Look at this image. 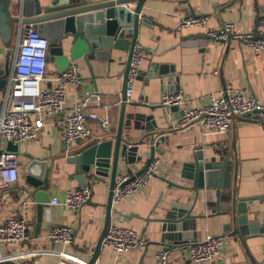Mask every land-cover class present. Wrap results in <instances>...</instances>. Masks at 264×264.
<instances>
[{"label":"crops","instance_id":"0c3cea01","mask_svg":"<svg viewBox=\"0 0 264 264\" xmlns=\"http://www.w3.org/2000/svg\"><path fill=\"white\" fill-rule=\"evenodd\" d=\"M96 2L101 0H87ZM18 0L10 1V12H18ZM134 2L125 7L132 9ZM264 0H145L139 13L136 43L144 50L141 72L126 95L123 110L122 143H139L136 155L142 160L126 163L119 157L116 175L134 174L149 156V147L158 141L154 158L158 170L147 185L133 197L112 202L108 208L111 162L108 177L94 180L86 176L84 185H90V200L77 210L62 205H51L50 200H61L65 190L81 187L74 177V167L66 156L86 147L94 140H115L121 115V98L124 87L128 51L113 49L103 59L89 61L83 55L86 45L69 37L62 43L63 53L53 62H47L46 75L51 78L56 71L74 65L81 74L77 87L66 89V111L81 101L84 95L97 93L83 108L91 136L67 145L58 122L45 119L39 135L30 141L17 144L19 178L11 189H0V222L7 217H23L28 222L30 239L22 243H7L0 252V264H57L65 258L76 264H156L155 255L161 249L168 251V264H264V116L253 113L236 118L230 129L216 133L198 124L177 129L181 106L170 110L160 104L162 92L181 91L188 106H200L210 93L238 89L248 97L264 103V51L251 50L244 40L230 38L226 42L200 37L231 23L238 33H254L259 29V19L264 16ZM205 15V29L190 26L177 29L181 16ZM130 38V36H128ZM18 25H14L8 41L0 35V69L8 77L16 43ZM47 80L43 86L52 87ZM6 84L0 86V101ZM152 117L155 126L146 129ZM106 120L105 128L102 121ZM66 144V152L62 149ZM204 158L228 156L232 163L230 189L200 188L192 190V179L182 175L189 171L194 156ZM31 159H46L51 167L49 177L51 194L44 204L39 228H36V202L30 197V186L21 176V165ZM191 167V166H190ZM115 175V176H116ZM240 197H252L246 205V231L240 225L233 202ZM230 198L232 203H230ZM187 205L190 214L189 228L194 234L185 243L173 247L160 242L161 218L171 203ZM108 209L109 213H108ZM199 215H202L200 217ZM115 223L133 228L143 237V249H130L117 253L98 247L105 225ZM69 225L73 241L69 245L53 242L48 237L52 226ZM207 235L222 238L219 253L212 261L193 263L187 253L189 243L200 241ZM167 247V248H165Z\"/></svg>","mask_w":264,"mask_h":264},{"label":"built area","instance_id":"2783aa9c","mask_svg":"<svg viewBox=\"0 0 264 264\" xmlns=\"http://www.w3.org/2000/svg\"><path fill=\"white\" fill-rule=\"evenodd\" d=\"M207 17L205 15L188 14L178 19L177 29L197 26L205 29ZM19 38L16 43L14 57L10 71L6 78V89L0 101V189H11L19 178V162L16 152L6 149L7 143L18 144L34 140L42 131L45 119H55L62 128V136L67 145L91 136L86 117L95 118L92 113H85L83 108L94 98L98 103L100 95L90 93L84 95L81 101L66 111V89L77 87L81 83V74L77 67L69 65L58 70L51 78L46 75L49 43L40 37L34 23L18 25ZM214 40L226 42L228 39L244 40L253 51H264V16L259 19V29L254 33H238L231 23L206 32ZM144 57L142 46L135 43L129 62L126 77L125 95H130L133 85L141 72ZM34 62V63H33ZM47 80L53 81L52 87L43 86ZM126 101V99H125ZM181 91H164L160 104L181 106L180 116L175 124L177 129L198 124L207 130L224 133L230 129L236 118L253 113L264 116V103L254 97H246L242 91L234 89L222 93H210L206 101L200 106H188ZM107 121H102L103 128ZM158 170V160H153L140 174L119 173L115 176L111 188V201L117 202L133 197L143 189ZM90 185L73 187L65 190L61 200L53 198L51 205H62L65 208L77 210L89 199ZM48 237L55 243L69 245L73 241V231L69 225L52 226L48 230ZM30 239L28 222L23 217H7L0 222V252L7 243H22ZM143 237L133 228L111 223L107 226L100 246L112 249L117 253H124L130 249H143ZM222 238L207 235L200 241L188 244L187 253L191 262L202 263L212 261L219 253ZM156 264H168L167 249L159 250ZM57 264H76L65 258H60Z\"/></svg>","mask_w":264,"mask_h":264},{"label":"water","instance_id":"95a60500","mask_svg":"<svg viewBox=\"0 0 264 264\" xmlns=\"http://www.w3.org/2000/svg\"><path fill=\"white\" fill-rule=\"evenodd\" d=\"M10 1L0 0L1 37L8 41L14 25L34 23L38 35L49 43L47 62H53L57 56L62 55V43L69 37L72 42L80 39L86 45L83 58L90 71V60L103 59L113 49L128 51L121 98V115L115 140H94L86 147L66 156V161L74 167L73 177L82 185L85 184L86 176L90 174L96 181H100L102 176L108 177L107 167L111 162L110 191L108 194V208H110L111 188L119 157H122L126 163L142 160V155H136L138 149L141 148L140 144L122 143L121 132L126 99L127 71L132 49L137 41L139 13L145 0H101L91 3L87 0H18V12L15 15L10 12ZM132 1L134 2L132 9L125 7L126 3ZM261 10L264 11V7ZM200 37L212 38L204 33L200 34ZM3 74L4 71L0 69V86L6 84ZM168 109L178 111V107L175 105L170 106ZM148 119L151 122L147 124L146 129H152L155 122L152 117ZM162 140L163 138L159 137L155 145L149 147V156L144 159V165L134 175L140 174L147 168L153 160L155 152L159 151L157 149L158 141ZM6 149L17 152V145L8 142ZM61 152H66V144ZM190 166H188L189 171H183L182 175L192 179V190L195 194L198 193L200 188H213L217 190L216 194L219 197L220 189H230L232 163L228 156H219L216 159L215 156L204 158L202 154H197ZM50 173L51 167L47 165L46 159H31L28 163L21 165V176L30 186L28 193L36 202V228H39L43 206L49 201L51 194ZM232 199L230 198V203H232ZM233 203L237 214L234 220L243 225L238 229L242 233L246 231V226H244L247 220L246 205H251L252 197H240L238 201ZM189 209L187 205H180L175 202L169 205L164 215L159 218L161 243L165 244L167 242L173 247H178L190 239L194 233L189 231L193 229L189 228L188 220L195 218V216L190 214ZM199 216L202 217V215ZM106 228L107 225H105L99 238L98 247Z\"/></svg>","mask_w":264,"mask_h":264},{"label":"bare ground","instance_id":"6f19581e","mask_svg":"<svg viewBox=\"0 0 264 264\" xmlns=\"http://www.w3.org/2000/svg\"><path fill=\"white\" fill-rule=\"evenodd\" d=\"M34 63V62H33Z\"/></svg>","mask_w":264,"mask_h":264}]
</instances>
